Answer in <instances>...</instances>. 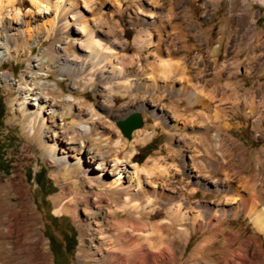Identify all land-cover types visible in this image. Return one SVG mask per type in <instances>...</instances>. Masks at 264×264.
Instances as JSON below:
<instances>
[{
  "label": "rangeland",
  "instance_id": "rangeland-1",
  "mask_svg": "<svg viewBox=\"0 0 264 264\" xmlns=\"http://www.w3.org/2000/svg\"><path fill=\"white\" fill-rule=\"evenodd\" d=\"M2 6L0 264H118L131 236L157 254L143 264H264L253 222L264 212V157L256 163L264 141L242 144L207 112L196 50L185 47L186 37L195 41L181 28L188 6L204 17L217 7L235 19L258 12L264 27V0ZM98 47L137 75L131 93ZM133 115L143 124L129 140L118 123ZM156 227L171 251L155 245Z\"/></svg>",
  "mask_w": 264,
  "mask_h": 264
},
{
  "label": "crops",
  "instance_id": "crops-1",
  "mask_svg": "<svg viewBox=\"0 0 264 264\" xmlns=\"http://www.w3.org/2000/svg\"><path fill=\"white\" fill-rule=\"evenodd\" d=\"M188 9L190 17L186 19L189 23L181 28L195 41L188 43L186 37L185 47L196 50L200 64L195 73L203 79L199 89L204 95V103L211 106L207 112L215 110L219 120L229 126L231 137L242 144L264 141V27L259 26L261 14L249 11L244 18L235 19L231 13L217 7L204 17L197 7L193 11L189 6ZM232 48L236 53H230ZM220 52L225 57L222 60L218 59ZM208 56L210 63L205 64L203 58ZM253 131L258 139L253 137ZM262 146L264 143L258 149ZM263 154L264 149L256 156V163L262 162ZM218 164L219 170L222 165Z\"/></svg>",
  "mask_w": 264,
  "mask_h": 264
},
{
  "label": "bare ground",
  "instance_id": "bare-ground-1",
  "mask_svg": "<svg viewBox=\"0 0 264 264\" xmlns=\"http://www.w3.org/2000/svg\"><path fill=\"white\" fill-rule=\"evenodd\" d=\"M57 1H59V2H63V1H65V0H57ZM68 2H72L73 3V1L74 0H67ZM81 1H83V0H81ZM7 3V2H6ZM11 4V6H13V3L11 2L10 3ZM74 4H75V2H74ZM3 5V0H0V17L3 15V12H4V7L2 6ZM43 10H48L47 9V7H45V8H43ZM84 15H83V13L82 12H80V11H74V12H72V15H71V18H73V17H83ZM69 17V16H68ZM65 20V19H64ZM64 22V21H63ZM122 47V46H121ZM106 53L104 52V50L103 49H101V48H96L95 49V51H94V55H96L97 56V59H99V57H101V59L102 58H106L107 59V62L109 63V65H110V69H109V75L111 76V75H113V76H116V78H117V76L120 78L121 77V80H119V81H121V83H117L118 84V87H119V89L120 88H122V90L121 91H123L124 93H126V94H129V93H131V90L133 89V84H134V82H133V79H135L134 77L135 76H137V75H133V72L132 71H127V69H129V66L125 63V61H121V60H119V58L118 57H115L113 54H110V55H105ZM99 56V57H98ZM114 56V57H113ZM112 58H114V59H116L117 61L119 60V62H118V64L117 65H113V64H111V60H112ZM175 68V67H174ZM171 69V73L173 72H176V75H177V70H179V69H177L176 70V68L175 69ZM116 73H118V75L116 74ZM137 78V77H136ZM143 85V84H142ZM117 87V86H116ZM117 163H119V162H117ZM220 163V162H219ZM215 166V165H214ZM218 167H219V165H217L216 167H215V170H218ZM221 168H222V166H221ZM223 170V169H222ZM124 191H126L127 193L128 192H131V189L130 188H125L124 189ZM133 192V191H132ZM130 195V194H129ZM148 201V200H147ZM150 202V201H149ZM137 209V208H136ZM134 212V211H133ZM178 214L177 213H175V217L177 216ZM139 218H140V215L139 214H137V216L135 217V218H133L132 220H131V222L133 223V224H135V223H137V222H139ZM168 218H170V219H174V214L171 212V211H168ZM177 218H178V216H177ZM181 220V219H180ZM141 221V220H140ZM253 222H254V226L257 228V230L258 231H260V232H262V234L264 233V212H263V210H259V212L257 213V215H256V217L254 218V220H253ZM6 223V214H5V212L4 211H2V213H0V225H2V224H5ZM137 224H139V223H137ZM142 225L145 227L146 225L144 224V223H142ZM149 227H153L154 229H155V226L153 225H151V226H149ZM153 229V230H154ZM155 231H157L158 232V237H157V241L155 242L156 244L155 245H160V246H162V249H163V252H169V251H171V249H170V244L168 243V240L166 239V237L164 236H162L161 235V232H160V230L156 227V230ZM157 232H155V233H157ZM151 233V232H150ZM152 233H153V231H152ZM155 235L156 234H154L153 236L155 237ZM156 238V237H155ZM123 240V239H122ZM125 241H124V243L120 246V250L122 251V252H124V255L125 256H122L123 257V262H118V264H137V263H141V264H143V263H149V259H151V260H155V262H156V258H157V256H155V255H157V254H154V256H152V258L150 257V255H151V253L149 252V250L151 249V248H149V243H148V241H147V244L146 245H144V244H137V243H135V242H132V240H133V238H132V236L131 237H128V239H124ZM156 240V239H155ZM145 241V242H146ZM152 245V244H151ZM154 245V244H153ZM151 247V246H150ZM154 247V246H153ZM149 248V249H148ZM200 248V247H199ZM199 248H196L195 249V254H196V252H198L199 251ZM160 249V248H159ZM161 252V251H160ZM154 253V252H153ZM152 253V254H153ZM161 254V253H160ZM159 254V255H160ZM158 255V256H159ZM163 255V254H162ZM195 256V255H194ZM196 257V256H195ZM160 259H161V256H160ZM158 260V259H157ZM156 264V263H155Z\"/></svg>",
  "mask_w": 264,
  "mask_h": 264
},
{
  "label": "water",
  "instance_id": "water-1",
  "mask_svg": "<svg viewBox=\"0 0 264 264\" xmlns=\"http://www.w3.org/2000/svg\"><path fill=\"white\" fill-rule=\"evenodd\" d=\"M143 124V121L139 115H133L118 123V127L122 133V135L131 139V134L133 131L139 129Z\"/></svg>",
  "mask_w": 264,
  "mask_h": 264
},
{
  "label": "trees",
  "instance_id": "trees-1",
  "mask_svg": "<svg viewBox=\"0 0 264 264\" xmlns=\"http://www.w3.org/2000/svg\"><path fill=\"white\" fill-rule=\"evenodd\" d=\"M72 243H73V245H75V239H74V237H73V239H72Z\"/></svg>",
  "mask_w": 264,
  "mask_h": 264
}]
</instances>
